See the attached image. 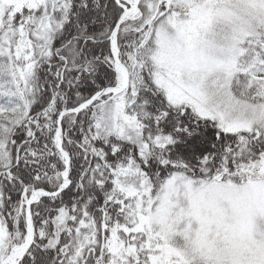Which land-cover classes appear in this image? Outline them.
Instances as JSON below:
<instances>
[{
  "label": "snow or ice",
  "instance_id": "1",
  "mask_svg": "<svg viewBox=\"0 0 264 264\" xmlns=\"http://www.w3.org/2000/svg\"><path fill=\"white\" fill-rule=\"evenodd\" d=\"M0 264H264V0H0Z\"/></svg>",
  "mask_w": 264,
  "mask_h": 264
}]
</instances>
